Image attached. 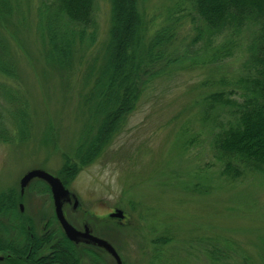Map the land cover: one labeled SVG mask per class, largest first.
Masks as SVG:
<instances>
[{"label":"rangeland","instance_id":"obj_1","mask_svg":"<svg viewBox=\"0 0 264 264\" xmlns=\"http://www.w3.org/2000/svg\"><path fill=\"white\" fill-rule=\"evenodd\" d=\"M7 2L12 13L0 16V67L11 62L12 68L0 71V195H18L31 170L51 174L77 203L65 209L70 224H88L122 264H264V176L237 158L227 167L215 154V134L231 117L200 105L214 92L241 91L252 74L251 29L233 36L236 46L226 59L203 65L230 29L211 45L198 35L203 25L185 0H138L154 28L146 35L171 14L169 51L184 54L183 64L171 61L170 73L149 84L136 108L107 129L105 108H85L83 100L100 74L108 79L114 71L109 46L107 52L109 0H95V29L81 35L76 49L72 44L65 69L51 63L44 17L54 10L52 0ZM46 185L33 179L23 188L32 232L55 222L49 196L34 192ZM115 210L127 216L124 223L108 218ZM101 256L98 264H115Z\"/></svg>","mask_w":264,"mask_h":264},{"label":"trees","instance_id":"obj_2","mask_svg":"<svg viewBox=\"0 0 264 264\" xmlns=\"http://www.w3.org/2000/svg\"><path fill=\"white\" fill-rule=\"evenodd\" d=\"M185 1L201 21L203 27H198L197 31L201 37L205 34L206 43L212 45L214 36L230 29L231 36L212 49H215L213 53L201 62L203 65L222 62L236 46L233 36L243 29H251L247 64L252 74L240 83L241 91H229L230 96L214 92L203 97L200 105L206 108L217 106L231 117L227 126L223 125L215 134V154L225 161L227 167L237 158L245 168L264 176V0ZM109 3L107 52L109 46L108 57L113 54L111 68L114 71L108 79L100 74L99 85L95 91L94 88L90 90L83 104L85 108H105V127L113 129L121 115L136 108L149 84L170 73L166 68L171 61L183 64L184 54L176 56L175 52L169 51L175 33L171 14L165 19V25L146 35L154 28L146 23V15L141 13L138 0H109ZM51 5L54 10L48 11L44 17L48 42L53 45L51 63L54 65L53 60H58L56 65L62 69L68 62L64 59L69 57L72 44L76 43V49L85 38L86 30L95 29V0H52ZM11 13L12 7L7 0H0V16ZM57 37L59 43L54 40ZM93 40L94 36L91 37ZM10 67L11 62L5 63L0 71L6 73ZM236 95L238 98L231 97Z\"/></svg>","mask_w":264,"mask_h":264},{"label":"flooded vegetation","instance_id":"obj_3","mask_svg":"<svg viewBox=\"0 0 264 264\" xmlns=\"http://www.w3.org/2000/svg\"><path fill=\"white\" fill-rule=\"evenodd\" d=\"M34 192L49 196L55 222L52 225L48 221L44 222L43 230L45 231L42 233L32 232L30 217L24 215L25 207L21 203L25 199L23 188L20 187L18 195L14 193L0 195V264H81L83 258L86 257L88 259L90 257L93 264H98L100 260H104L101 256L102 253L116 264L114 258L105 250L85 242L75 243L66 237L56 219L52 194L47 185L43 190L35 188ZM74 203V197L70 193L69 200L62 205L66 218V207L73 204L75 209ZM126 220L127 216L120 223H124ZM53 225H57V228ZM85 228L90 231L92 236L104 240L95 235L88 224L84 223L81 229H76L83 232ZM56 229L60 231H55Z\"/></svg>","mask_w":264,"mask_h":264},{"label":"water","instance_id":"obj_4","mask_svg":"<svg viewBox=\"0 0 264 264\" xmlns=\"http://www.w3.org/2000/svg\"><path fill=\"white\" fill-rule=\"evenodd\" d=\"M33 179H40L49 186L54 202L56 219L58 220L66 237L70 241L75 243L85 242L97 246L98 248H101L105 250L108 254H110L112 258H114V260L116 261V264H121V260L117 255L116 251L107 241L92 236L90 234V231L86 228L83 232L78 231L66 220L62 211V205L63 203L69 200L70 194L58 178L52 176L51 174L43 170H31L22 177L20 181L21 187H26V185ZM74 206H77L76 202L74 203ZM109 218L122 220L124 219V214L120 210H115L109 215Z\"/></svg>","mask_w":264,"mask_h":264}]
</instances>
